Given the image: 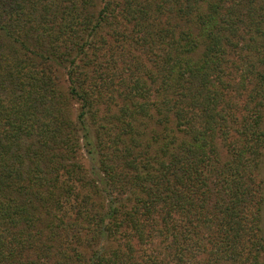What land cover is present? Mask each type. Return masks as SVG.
<instances>
[{"label":"trees","instance_id":"16d2710c","mask_svg":"<svg viewBox=\"0 0 264 264\" xmlns=\"http://www.w3.org/2000/svg\"><path fill=\"white\" fill-rule=\"evenodd\" d=\"M0 264H264V0H0Z\"/></svg>","mask_w":264,"mask_h":264}]
</instances>
